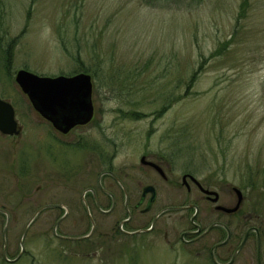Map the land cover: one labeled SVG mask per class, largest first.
<instances>
[{
    "label": "rangeland",
    "instance_id": "rangeland-1",
    "mask_svg": "<svg viewBox=\"0 0 264 264\" xmlns=\"http://www.w3.org/2000/svg\"><path fill=\"white\" fill-rule=\"evenodd\" d=\"M242 3L0 0V96L13 105L25 136H48L51 128L40 123V113L16 83L20 71L53 79L90 75L95 106L92 122L72 129L75 147L55 148L54 162H37L28 178L19 179L11 164L9 182L0 184L1 202L16 209L26 199L24 216L15 218L8 235V258L19 256L23 229L44 205L68 207L60 235L91 232L85 202L96 224L91 238L67 242L54 235L64 210L45 212L28 229L18 261L7 262L0 245V264H213L172 245H119L115 230L125 212L117 186L110 189L117 197L114 213L98 211L91 196L82 199L86 189L98 188L107 169L126 180L135 197L140 182L155 185L154 213L183 202L181 196L195 198L177 187L185 174L235 187L245 197L244 211L264 225V0H250L239 16ZM79 140L89 142L79 147ZM97 144L104 149L93 148ZM31 146L52 150L50 137ZM143 153L163 162L168 183L144 173ZM110 183L104 178L106 189ZM98 198L110 209L109 198L101 192ZM184 215L166 216L158 227L181 232L190 227ZM4 225L3 219L1 243Z\"/></svg>",
    "mask_w": 264,
    "mask_h": 264
},
{
    "label": "flooded vegetation",
    "instance_id": "flooded-vegetation-1",
    "mask_svg": "<svg viewBox=\"0 0 264 264\" xmlns=\"http://www.w3.org/2000/svg\"><path fill=\"white\" fill-rule=\"evenodd\" d=\"M37 119L43 125L51 128L47 132L48 136H43L40 133L34 140H30L25 136L27 131L23 128L17 135H7L0 132V184L9 182L11 164L14 165L18 173L14 174L13 177L19 179L20 175L22 178H28L32 170L30 168L37 162L46 166L45 160L47 158H50L52 162L56 160L53 154L55 148L59 147L67 152L68 149L75 147L71 134L75 130L65 133L56 130L53 124L45 120L40 114H38ZM46 137H50L51 139L52 150L45 149V151H41L36 146H31V143L34 141ZM78 142L79 147H84L85 143L88 144L89 141L79 140ZM8 143H12L13 146L7 145ZM103 147L104 145L101 144L93 146V148H98L99 152L100 149H104ZM28 148L33 150L29 151L27 150ZM17 156H19V159H17ZM15 161L18 164H15ZM140 163L146 175L156 176L167 183L169 182V172L168 170L166 171L165 165L161 160H155L143 153ZM51 176H55V174ZM40 177L46 179V176H43L41 173ZM127 177L129 178V174H127ZM104 178H110L114 182L108 184L109 189H106L103 185ZM182 181V183L177 182L179 191L186 190L188 196L195 194V198L183 200V196H181V201L183 202L176 205H168L156 213H154V209L159 196L155 185L140 182L141 192L136 195L137 199L131 193L126 180L116 175L110 169L104 170L100 174L97 180L98 188L86 189L82 194V199L85 202V198L91 196L98 211L106 214L114 213L117 208V197L110 189L113 185L117 186L120 199L121 195L124 197L122 207L125 212L115 230L119 245H172V248L179 247L185 254L207 257L213 264H236V260L239 257L242 259V264H264V225L261 220L254 218L249 212L244 211L245 197L241 195L242 201L240 202L241 193L239 194L235 187L228 186L227 188H223L206 181L200 182L191 174L183 175ZM98 192L103 193L106 198L111 200L110 209L104 210L100 206ZM25 199L26 195H23L21 203L16 209L3 204L0 199V224L3 219L5 220L2 230V243L0 242V245H3V256L7 262L12 263L14 261L8 258V245H12L8 241V235L11 232L12 224L15 223V218L24 216L22 214V207H24ZM48 205H52V207L43 210L40 215L45 212H52L55 209H63L64 216L61 219H64L70 212L68 207L62 203L47 204L42 207ZM57 205H62L63 207H58ZM85 207L93 226V222L95 223V221L88 202H85ZM176 213L186 214L183 216V219L189 220V228L179 232L170 231L168 227H158L159 222L164 221V217L169 216V218H172ZM53 214V217H56V214ZM61 219L55 226L60 225ZM180 220L182 219L180 218ZM164 222L167 223V220ZM28 223L25 225L22 234L26 230ZM57 234L54 233L55 237L67 242H81L89 239L73 240L81 237L72 238L60 235L58 227ZM187 248L190 250H187ZM228 257H231V259L229 260ZM234 258L235 260L232 262Z\"/></svg>",
    "mask_w": 264,
    "mask_h": 264
},
{
    "label": "water",
    "instance_id": "water-1",
    "mask_svg": "<svg viewBox=\"0 0 264 264\" xmlns=\"http://www.w3.org/2000/svg\"><path fill=\"white\" fill-rule=\"evenodd\" d=\"M15 80L22 92L28 97L33 108L46 120L52 122L56 130L67 133L77 126H85L92 122L95 108L93 102V82L90 75L82 73L74 77H58L53 79L39 77L27 71H20ZM20 130H22V127L16 119L13 105L11 102L3 100L0 96V132L7 135H17ZM236 191L239 194L241 193L238 189ZM241 195L242 193L240 194V202L242 201ZM57 206L63 207L62 205ZM50 207L52 205L42 207L29 221L26 230L22 234V249L18 258L25 251L23 239L29 226L43 210ZM58 225L54 228L56 235H58ZM95 227L96 225L93 222L89 235L73 240L90 238L95 232Z\"/></svg>",
    "mask_w": 264,
    "mask_h": 264
},
{
    "label": "trees",
    "instance_id": "trees-1",
    "mask_svg": "<svg viewBox=\"0 0 264 264\" xmlns=\"http://www.w3.org/2000/svg\"><path fill=\"white\" fill-rule=\"evenodd\" d=\"M144 1H145L146 3L151 4L152 2H159L160 0H144ZM201 1H203V0H201ZM249 6H250V0H243V3H242V5H241V11H242V13H241V11H240L239 16H243V15L247 12ZM241 18H242V17H241ZM227 44L230 45L231 43L228 42ZM222 46H223V45H222ZM225 46H227V45H225ZM220 47H221V46H220ZM225 49H226V48H224V47H222L221 49L219 48L218 50H216L215 53H213V54H214L213 57L220 56L222 50H225Z\"/></svg>",
    "mask_w": 264,
    "mask_h": 264
}]
</instances>
